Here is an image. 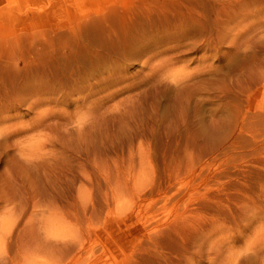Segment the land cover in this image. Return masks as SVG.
<instances>
[{
    "label": "rangeland",
    "instance_id": "1",
    "mask_svg": "<svg viewBox=\"0 0 264 264\" xmlns=\"http://www.w3.org/2000/svg\"><path fill=\"white\" fill-rule=\"evenodd\" d=\"M0 264H264V0H0Z\"/></svg>",
    "mask_w": 264,
    "mask_h": 264
}]
</instances>
